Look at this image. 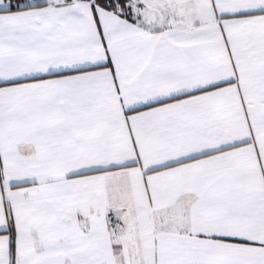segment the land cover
Returning a JSON list of instances; mask_svg holds the SVG:
<instances>
[{"label":"snow or ice","instance_id":"6c2138e0","mask_svg":"<svg viewBox=\"0 0 264 264\" xmlns=\"http://www.w3.org/2000/svg\"><path fill=\"white\" fill-rule=\"evenodd\" d=\"M0 264H264V0H0Z\"/></svg>","mask_w":264,"mask_h":264}]
</instances>
